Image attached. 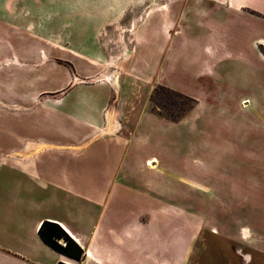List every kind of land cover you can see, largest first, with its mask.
<instances>
[{
    "label": "crops",
    "instance_id": "obj_1",
    "mask_svg": "<svg viewBox=\"0 0 264 264\" xmlns=\"http://www.w3.org/2000/svg\"><path fill=\"white\" fill-rule=\"evenodd\" d=\"M210 1L213 8L201 10L195 24L184 21L181 11L178 34L169 35L185 53L188 83L175 88L155 69L158 82L194 101L189 112L177 121L151 114V57L133 50L131 84L144 85L145 102L135 112L111 94L105 102L86 101L90 110L78 118L86 125L81 137L92 127L99 133L104 111L107 127L115 123L120 133L83 140L49 119L77 122L72 110L81 106L60 103L61 92L68 96L76 87L70 85L76 72L60 61L75 65L79 52L92 55L85 47L91 44L92 12L104 7L107 13V0H0V169L7 172L0 264H162L156 254L163 248L151 246V219L172 214L156 210L174 198L202 201L204 187L218 180L227 188L233 238L246 244L253 233L259 237L252 242L264 252V0ZM154 14L155 23L163 18L162 30L154 22L133 30L143 43H167V13ZM222 14L229 19L218 18ZM151 117L189 127L180 140L190 133L202 147L153 143ZM24 123L42 131H22ZM44 221L58 223L83 248V257L46 242L39 231Z\"/></svg>",
    "mask_w": 264,
    "mask_h": 264
},
{
    "label": "rangeland",
    "instance_id": "obj_2",
    "mask_svg": "<svg viewBox=\"0 0 264 264\" xmlns=\"http://www.w3.org/2000/svg\"><path fill=\"white\" fill-rule=\"evenodd\" d=\"M96 1L98 0H93V4ZM104 3L105 0H102V4ZM213 6L214 2L210 0H107V13L104 12V7L101 12H92L91 44L85 45L87 50H91L92 55L88 56L79 52L80 58L75 61V65L67 61H60L69 65L70 69L76 72L75 78L70 83L76 87L70 91L68 96H66L67 94L62 95L61 92L60 103L66 102L65 107L69 109L75 104L81 106L79 109L72 110V113H76V120L79 123L81 121H78V118L83 120L89 109L85 108L83 104L94 99L99 100L96 103H100V100L105 102L108 94L117 98L116 100L120 99L127 103L126 105L132 107V111L140 110L141 104L146 100L144 85L134 84L133 86L131 84L132 52L137 50V54H139L138 49H140V53L144 52L145 56L151 57V114L169 121L179 120L189 112L194 101L185 94L158 82L155 69L163 74L162 79L175 88L180 89L188 83L187 75L190 70L184 66L187 60L184 58L185 53L180 51L177 44H170L171 36L169 35L178 34L177 23L181 11H183L182 19L184 21L195 24L200 11L213 8ZM146 11L150 14L143 19ZM163 12L167 13V21L171 25L168 42L165 43L160 39L158 43H143L142 38L136 35L138 29H134V34L133 28L146 25H150L151 28L155 23L154 13L160 15ZM171 14L172 16H170ZM218 18L229 19L227 15L223 14ZM162 19L161 21L156 19V29L160 28L158 26L160 22L164 23ZM175 24L176 26L173 27ZM163 34L162 31L156 33V35ZM170 47L169 54L164 56L165 48ZM236 68L241 67L237 64ZM43 83L46 84V80ZM102 83L114 87L112 88L113 92L110 93L111 90L106 89L101 85ZM121 85H123L122 88H120ZM4 87V82L0 77L1 90ZM107 114H109L108 111H104V124L97 128L99 133H96V128L92 127V132L82 134V137L80 132L86 129V125H82V123L79 125L70 116L61 117L58 121L49 119V125L54 123L75 130L77 132L75 134H78L83 140L89 139L91 134H94V137L98 139L115 138L120 133V126H116L114 123L115 125L107 127ZM113 116L115 115L113 114ZM22 120H30V118ZM3 121H5L3 116H0V129L5 126ZM28 125L22 124L21 128L23 129L21 130L34 132L41 130L39 125L38 129H32ZM6 126H10V123ZM186 129L190 130L187 126H172V123L165 119L159 120L151 117L152 141L161 145L162 148L166 146V148L180 149L185 142L188 144L187 148L193 143L202 147L201 140H196L193 136L191 138L190 133L186 141L180 140V133L185 132ZM154 160H151V165ZM6 173L4 169H0V213L4 210L3 185ZM207 174L211 176L210 173ZM209 180L212 179L209 178ZM215 184V186L204 187L202 201L200 199L195 201L190 197L188 201L174 198L166 204V209L163 207L156 210V212L172 214L171 219L166 218L164 221L159 218L151 219V225L155 227L154 233L151 234V246H154L155 249H165L164 252L158 250L159 252L156 254L162 264H264V252L252 242L255 236H259L252 233L250 242H246V244L233 238L234 229L230 233L228 225L230 204L227 188L224 186L225 183L220 180L215 181ZM260 236L264 238L263 235ZM185 249H188L186 255L183 253Z\"/></svg>",
    "mask_w": 264,
    "mask_h": 264
},
{
    "label": "trees",
    "instance_id": "obj_3",
    "mask_svg": "<svg viewBox=\"0 0 264 264\" xmlns=\"http://www.w3.org/2000/svg\"><path fill=\"white\" fill-rule=\"evenodd\" d=\"M39 231L44 240L57 250L76 259H81L83 257V248L72 237H70L58 223L44 221L40 226ZM58 238H65L66 245L60 244L57 241Z\"/></svg>",
    "mask_w": 264,
    "mask_h": 264
},
{
    "label": "built area",
    "instance_id": "obj_4",
    "mask_svg": "<svg viewBox=\"0 0 264 264\" xmlns=\"http://www.w3.org/2000/svg\"><path fill=\"white\" fill-rule=\"evenodd\" d=\"M63 245H66V241L63 243ZM58 264H72V263L69 260L64 259V260L59 261Z\"/></svg>",
    "mask_w": 264,
    "mask_h": 264
},
{
    "label": "bare ground",
    "instance_id": "obj_5",
    "mask_svg": "<svg viewBox=\"0 0 264 264\" xmlns=\"http://www.w3.org/2000/svg\"><path fill=\"white\" fill-rule=\"evenodd\" d=\"M115 78V77H114ZM116 79V78H115ZM116 81H117V79H116ZM155 164V163H154Z\"/></svg>",
    "mask_w": 264,
    "mask_h": 264
}]
</instances>
